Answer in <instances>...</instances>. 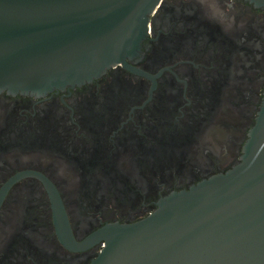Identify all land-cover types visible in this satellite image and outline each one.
I'll list each match as a JSON object with an SVG mask.
<instances>
[{"label": "flooded vegetation", "instance_id": "af4514ba", "mask_svg": "<svg viewBox=\"0 0 264 264\" xmlns=\"http://www.w3.org/2000/svg\"><path fill=\"white\" fill-rule=\"evenodd\" d=\"M128 62L42 95L0 93V264H91L100 229L240 160L264 96V8L162 0Z\"/></svg>", "mask_w": 264, "mask_h": 264}, {"label": "water", "instance_id": "95a60500", "mask_svg": "<svg viewBox=\"0 0 264 264\" xmlns=\"http://www.w3.org/2000/svg\"><path fill=\"white\" fill-rule=\"evenodd\" d=\"M247 1L264 8V0ZM161 2L0 0V93L42 95L131 67ZM47 184L69 240L63 201ZM99 233L108 244L91 264H264V96L233 167L171 192L143 219Z\"/></svg>", "mask_w": 264, "mask_h": 264}]
</instances>
